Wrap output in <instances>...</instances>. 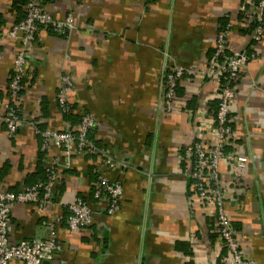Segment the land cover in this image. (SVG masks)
<instances>
[{
	"label": "crops",
	"instance_id": "obj_1",
	"mask_svg": "<svg viewBox=\"0 0 264 264\" xmlns=\"http://www.w3.org/2000/svg\"><path fill=\"white\" fill-rule=\"evenodd\" d=\"M14 1L0 0V117L4 104L12 101L8 83L20 46L18 38L7 35L20 15ZM241 2L41 0L55 19L72 12L74 26L67 35L44 28L36 35L25 69L26 89L13 99L24 122L10 137L0 118V190L21 188L40 161L62 159L56 146L41 157V135L29 121L44 111L41 121L52 130L62 128L57 93L63 72L72 80L74 114H93V138L113 158V166H103L105 174L123 185L119 208L108 213L107 198L98 202L91 197L90 159L72 156L50 210L62 217L56 230L61 249L44 264H220L214 211L190 194L183 156L216 95L218 80L205 70L224 16L231 23L230 48L256 55L240 69L232 104L234 147L246 166L233 180L221 159L220 179L244 255L264 264V37L253 41L242 30L250 22L238 18ZM173 64L196 73L178 81L172 109L165 112L163 71ZM79 192L93 213L86 229L74 232L65 216ZM45 218L32 204L15 203L8 227L11 242L48 238Z\"/></svg>",
	"mask_w": 264,
	"mask_h": 264
},
{
	"label": "built area",
	"instance_id": "obj_2",
	"mask_svg": "<svg viewBox=\"0 0 264 264\" xmlns=\"http://www.w3.org/2000/svg\"><path fill=\"white\" fill-rule=\"evenodd\" d=\"M24 11L25 15L22 20L13 24L7 31L8 36L18 38L20 42V46L14 53L13 71L8 83L7 92L10 99L17 98L24 89L22 78L38 31L51 27L56 34L67 35L74 26L72 12H68L62 19H55L41 4V0H27ZM240 11L246 15L249 22L254 18L259 22L251 33V38L261 40L264 37V0H242ZM229 30L230 28L218 31L214 45L215 51L208 59L205 70L206 75L214 76L217 80L220 75L226 73V82L222 88L219 84L216 87V95L213 96L219 100L216 111L206 108L198 119L200 124L195 125V139L185 146L183 160L186 167L183 172L189 178L190 194L200 200L203 208H210L214 211L222 249L220 264H256L255 260L246 257L241 249L237 237L238 232L226 211L225 186L221 182L219 172L221 159L227 162L233 180L237 178L238 170L246 166V162L234 147L231 123L235 88L231 83L237 79L241 67L255 57V54L248 55L243 49L230 48ZM195 73V69L179 64L165 68L161 93V107L165 112H170L172 109L178 81L183 76H191ZM60 81L57 101L61 109L66 111L70 103L69 88L72 87V80L69 74L63 72L60 75ZM3 107L4 113L0 118L11 137L24 120L18 115L17 109L10 101L6 102ZM36 123L35 120L29 121L34 131L41 135V150L56 146L63 152V157L61 160L53 158L45 162L46 180L23 185L17 191L0 190V264H9L13 260H19L21 264H43L53 259L60 251L61 245L57 240L56 230L62 217L51 215L50 210L56 204L54 186L64 180L62 171L71 166L73 154L100 153L105 158L106 165L113 166L111 155L97 147L88 138L89 132L97 125L93 114L83 113L77 134H74L68 126L63 130L50 128L39 130ZM118 167L123 169L125 164L120 163ZM122 192L121 181L110 180L103 172L98 177L93 196L107 198L109 201L107 212L112 213L120 206ZM15 203H30L46 214L42 222L49 230L48 238L11 242L8 227L11 220V208ZM67 210L66 224L69 230L82 231L91 223L92 208L80 197L75 196L72 202L68 203Z\"/></svg>",
	"mask_w": 264,
	"mask_h": 264
},
{
	"label": "trees",
	"instance_id": "obj_3",
	"mask_svg": "<svg viewBox=\"0 0 264 264\" xmlns=\"http://www.w3.org/2000/svg\"><path fill=\"white\" fill-rule=\"evenodd\" d=\"M27 2V0H15L14 1V6H15V9L20 11V15L17 17V20L13 23H17L19 22L20 20H22V18L24 17L25 15V11L24 9L22 10L21 8L25 6V3ZM17 4V5H16ZM238 18L239 19H244L246 18V15L244 13H242L240 10H239V13H238ZM258 21L255 20V18L253 20L250 21V25L248 26V28H245V29H242L245 31V33H249L251 35V33L253 32V30L255 29V27L258 25ZM231 28L230 26V20H229V16H224L221 18V20L219 21V30L218 31H221V30H225V29H229ZM47 30H50L52 31L51 27H47L46 28ZM53 32V31H52ZM55 33V32H53ZM253 41H257V40H254L252 39ZM215 49L213 47V49L211 50V53L209 55V58L213 55ZM245 52L250 55V54H255V52H253L252 50H249V49H245ZM227 54H230V52L226 51ZM256 55V54H255ZM208 58V59H209ZM26 72V70H25ZM24 72V76L22 78V83L24 85V89L21 91V93L23 91H25L26 89V84H25V80H26V73ZM239 76V74H238ZM226 77H227V74L226 73H223L222 75H220L218 77V84H219V87L222 88V85L226 82ZM238 78V77H237ZM237 80V79H236ZM236 80L231 83V85H233V87L235 88V85H236ZM176 93H177V88H176ZM58 95V93H57ZM58 102V101H57ZM218 102L219 100L217 98H213L212 102H211V105H209V110L211 111H216L217 109V106H218ZM10 103L17 109V106L15 105V103L13 102V99L12 101H10ZM68 109L66 111H63L61 109V107L59 106L58 104V107L59 109L61 110V114H62V117H63V126L62 128H58L57 130H63L66 126H68L71 130H73V133L74 134H77L78 133V128H79V123L81 121V117L83 115V113L85 112H81L80 114L76 115L74 114V105L70 102L68 104ZM17 112H18V115L22 118L23 120V117L21 116L20 114V111L17 109ZM40 114V113H39ZM44 115L45 112L43 111V113L41 112L40 114V117H45ZM40 117H36L30 121H37V123L35 124L37 129L39 130H44V129H47V128H51L48 126L47 123L43 122L40 120ZM39 119V120H38ZM231 126H232V123H231ZM95 130V127L94 129L89 132L88 134V138L93 141L95 143V145L99 148L100 147V142L98 141H95L94 138H93V134L92 132ZM17 132V131H16ZM42 139V138H41ZM41 144H42V141H41ZM41 144H40V149H41ZM102 150H105L103 148H101ZM228 149V148H227ZM61 150V149H60ZM46 150H41V157L43 158V154ZM106 151V150H105ZM73 156H83V157H87L90 159L91 161V164L90 166L88 167V170L86 169V172L87 174L90 176L91 178V197L96 200V201H100L101 198H95L93 196V193L95 191V188H96V184L98 182V177L99 175H101L103 172H104V169H103V166L104 168L106 167V162H105V158L103 156H101L100 153H93V154H90V153H84V154H81V155H74ZM93 164V165H92ZM70 170V168H67L65 170H63V175L65 174V172H68ZM47 179V172H46V167H45V162L44 161H40L39 163V166H38V170L33 173V176H31V179H29L25 185H30V184H34L35 182H37L38 180H46ZM64 179V177H63ZM111 180V179H110ZM63 184H64V180L61 181L60 183H57L55 184L54 186V199L56 201H58V197L62 191V187H63ZM18 189H15V190H12V191H17ZM78 197H80L81 199H83L85 202H87V204L90 205L89 201L85 198V196L82 194V192L80 193H77ZM91 206V205H90ZM92 208V207H91ZM68 211V210H67ZM68 215V212L66 213V216ZM65 216V217H66Z\"/></svg>",
	"mask_w": 264,
	"mask_h": 264
},
{
	"label": "water",
	"instance_id": "obj_4",
	"mask_svg": "<svg viewBox=\"0 0 264 264\" xmlns=\"http://www.w3.org/2000/svg\"><path fill=\"white\" fill-rule=\"evenodd\" d=\"M46 262H47V261H45L44 263H46ZM44 263H43V264H44Z\"/></svg>",
	"mask_w": 264,
	"mask_h": 264
}]
</instances>
